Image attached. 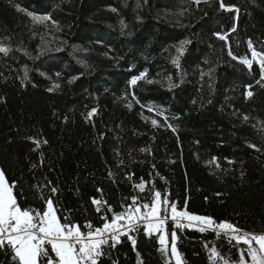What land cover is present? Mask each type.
Instances as JSON below:
<instances>
[{
    "label": "trees",
    "instance_id": "obj_1",
    "mask_svg": "<svg viewBox=\"0 0 264 264\" xmlns=\"http://www.w3.org/2000/svg\"><path fill=\"white\" fill-rule=\"evenodd\" d=\"M0 48V169L22 208L43 211L51 195L61 222L87 231L159 191L264 234V73L252 56L264 54V0H0ZM167 227L166 247L140 227L135 250L121 236L98 264H176ZM176 232L184 264H233L241 251L251 264L223 232ZM13 255L0 248V264Z\"/></svg>",
    "mask_w": 264,
    "mask_h": 264
},
{
    "label": "snow or ice",
    "instance_id": "obj_2",
    "mask_svg": "<svg viewBox=\"0 0 264 264\" xmlns=\"http://www.w3.org/2000/svg\"><path fill=\"white\" fill-rule=\"evenodd\" d=\"M194 2L198 4L200 0ZM220 6L227 11L235 10L234 6H225L223 3ZM219 38L224 39L222 35H219ZM249 46L251 47V42ZM6 51L7 49L0 48V52ZM252 56L261 57L260 67L264 73V54H259L253 49ZM241 62L251 66L247 59H241ZM261 79H264V74ZM132 83L135 84L136 80L133 79ZM248 96H252V92L249 91ZM155 123L156 121H153V124ZM139 187L141 191L144 190L143 181ZM14 188L15 184H10L3 169H0V248L5 246L10 248L14 253L12 260L16 264H98L100 257L106 254L105 246L114 248L121 242V236H127L135 250L136 240L128 233L138 231L140 227L144 228L147 236L159 233L158 243L166 247L169 219L173 225L170 232L171 253L176 258V264H182L176 247L179 239L176 229L192 227L202 233L211 229L217 236L223 232L229 238V242L235 240L237 244L243 243L248 246L247 255L251 264H264V234L243 232L241 235L242 230L227 221L216 223L211 217L178 210L176 204L170 202L166 196L162 198L159 191H154L151 201L144 204H140L138 197L133 196L131 203L123 206L125 210L118 213L113 212L112 207L108 206L107 211L113 212L111 218L101 215L102 226H94L88 222L84 225L87 231H82L81 226L71 223L68 218L61 222L51 195L45 199L46 207L43 211L22 208L14 195ZM56 192L57 188L52 186L50 193L54 195ZM41 199H44L43 195ZM92 202L94 205L101 203L96 199ZM96 211L101 212V208L97 207ZM253 242L258 248L253 247ZM50 252L54 253V256L50 255ZM212 255H218L215 249H212ZM224 264L229 262L225 260ZM233 264H247L243 251Z\"/></svg>",
    "mask_w": 264,
    "mask_h": 264
},
{
    "label": "rangeland",
    "instance_id": "obj_3",
    "mask_svg": "<svg viewBox=\"0 0 264 264\" xmlns=\"http://www.w3.org/2000/svg\"><path fill=\"white\" fill-rule=\"evenodd\" d=\"M185 223H187L186 221H184ZM177 247V246H176ZM177 251H178V249H177ZM178 253H179V251H178ZM180 254V253H179ZM174 257V256H173ZM180 258H181V260H182V264H184V262H183V259H182V257H181V255H180ZM174 260H175V263H176V258L174 257Z\"/></svg>",
    "mask_w": 264,
    "mask_h": 264
},
{
    "label": "built area",
    "instance_id": "obj_4",
    "mask_svg": "<svg viewBox=\"0 0 264 264\" xmlns=\"http://www.w3.org/2000/svg\"><path fill=\"white\" fill-rule=\"evenodd\" d=\"M170 220V219H169ZM171 221V220H170Z\"/></svg>",
    "mask_w": 264,
    "mask_h": 264
}]
</instances>
